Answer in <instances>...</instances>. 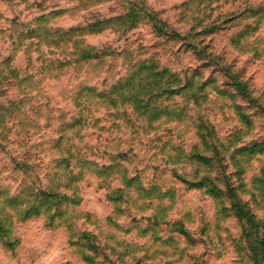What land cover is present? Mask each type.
Returning a JSON list of instances; mask_svg holds the SVG:
<instances>
[{"label":"clouds","instance_id":"clouds-1","mask_svg":"<svg viewBox=\"0 0 264 264\" xmlns=\"http://www.w3.org/2000/svg\"><path fill=\"white\" fill-rule=\"evenodd\" d=\"M0 264H264V0H0Z\"/></svg>","mask_w":264,"mask_h":264}]
</instances>
